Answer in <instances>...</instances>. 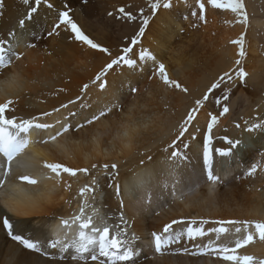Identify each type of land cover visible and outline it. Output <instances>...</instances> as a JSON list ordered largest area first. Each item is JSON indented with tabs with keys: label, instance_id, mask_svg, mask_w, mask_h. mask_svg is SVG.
<instances>
[{
	"label": "bare ground",
	"instance_id": "bare-ground-1",
	"mask_svg": "<svg viewBox=\"0 0 264 264\" xmlns=\"http://www.w3.org/2000/svg\"><path fill=\"white\" fill-rule=\"evenodd\" d=\"M50 2L54 3V9H48L42 4L33 21L20 30L18 21L26 15L28 8L32 5H25L23 0H6V8L0 16V38L8 39V33L16 29L20 44L17 50L24 52L25 56L22 60L16 61L10 70L0 74V103L8 100L18 101L17 111L14 114L24 118L50 111L77 96H83V103L92 105L91 109L83 110L85 115L89 111L98 109L101 104L114 99L124 104V111L119 116H113L98 122L93 127L86 128L76 136L62 137L58 142L45 146H33L29 149V155L33 157L34 163L31 162L28 168L17 169L14 163L13 174L6 180L4 187L0 188V264H75L69 259L72 254L70 252L64 254L62 258L56 256L54 259H48L19 246L4 233L1 218L7 216L13 223L14 230L19 234L31 233L33 238L48 241L49 234L54 230L55 221L52 217L65 216L72 207V212L67 216L78 211L81 201L79 189L86 184L90 185L93 176L97 178L100 185L95 192L96 199L92 201L93 206L99 208L106 218L112 217L108 220L109 224L116 223L120 212L119 198L115 197L114 189L108 186L110 180L104 175L102 169L95 170L90 175L78 173L77 177L62 174V181L57 185L46 179L47 175H43L46 172L50 174L49 170L43 167L44 161L60 162L71 167H90L92 163L119 164V182L127 205L125 215L126 218L135 219L134 225L129 229V235L135 234L139 236V240L129 245L137 253L133 259L130 262H118V264H230L216 256L208 255L201 257L169 253L152 255L146 238L150 239L151 237L147 236L152 231H159L164 223L180 216L264 221V175L259 170L254 177L244 175L247 167L259 159L258 152L264 150V132L244 131L245 120L249 121V124L264 121V77L260 81H255L257 75H251L249 79L252 84L261 85L263 89V93L256 97L255 103L254 95L251 93L254 90L242 83L238 77L235 87L229 91L231 98L234 93L237 97L229 100V113L220 117L213 127V146L227 147L222 139L224 136L233 140L241 139L243 144L234 151L231 158H222L214 154V171L222 179L217 185V192L210 197L208 190L210 182L206 179L202 161V141L210 122V113L219 115V111L206 109V107L214 106V97H211L196 114L194 124L200 129V134L197 142L187 150L188 159L177 169L178 183L167 175V154L160 150L175 138L187 112L196 107L195 101L202 98L212 84L214 73L233 72L237 68L235 63L237 59L232 58V51H226L224 53L227 54V58L218 60L211 76L209 74V77L205 78L196 73L191 75L192 71L191 74L187 73L191 61L184 59V56L182 58L171 54L172 52L166 49L167 42L170 43V39L178 35L181 27L187 22L183 19L185 15H188V20L194 23L195 19L190 13L194 8L198 11L196 0H179L176 10L161 9L156 18L152 19L143 37L142 45L137 46V50L141 46L147 47L158 58L162 57L172 78L180 80L183 77L180 83L187 86L189 92L187 94L181 92L182 100L187 99V101L181 102L182 104L178 107L176 105L177 108L162 101L160 96L165 97L168 90L179 89L164 85L158 78L150 80L149 75L153 67L151 62L145 65L143 73L128 69H124L122 73L110 72L107 91L101 92L96 85L91 84L92 79L103 66L120 53V49L113 48L110 42H107L110 31L103 27L98 26L97 30L92 28L93 31L84 32L95 42L108 47L111 56L90 49L79 42L70 41L69 34L63 30L59 36L40 40L34 49L27 47L22 49V44L35 39L31 33L39 34L46 29L50 30L57 17V10L62 7V0H50ZM70 6L73 9L71 13L73 18L82 27L85 21L82 25L81 22L86 15L90 14L94 7V0H88L86 5L82 4L81 0H70ZM207 7L206 4L205 16L209 12ZM253 23L258 29L250 34L256 39L264 40V19H254ZM84 25L87 28L86 23ZM111 43L114 45L113 42ZM247 66L245 65L246 70L250 74L252 70H248ZM185 75L186 79H184ZM13 77L16 79L13 80ZM156 79L161 82L159 87L153 84ZM128 82L142 91L146 90L150 99L158 102H154L149 109L153 101L149 104L151 100L147 103L143 99L144 104L142 100L140 103L136 97L139 93L132 94L130 87L126 86ZM85 83H88L90 87L86 93H81L80 89ZM224 89L222 91L227 90ZM148 94L146 96H149ZM239 101L243 109L235 113L233 110L236 106L239 108L237 105ZM70 108L79 110V104L72 105ZM203 109L206 110L201 111ZM65 114L66 112L61 110L60 113L49 118V122L62 119ZM237 123L242 125L240 129L235 127ZM121 124L126 127H121ZM125 131L128 133L127 136H124ZM98 132L102 135L99 140H94ZM32 134L33 139H36L38 135H48V133L36 132ZM84 137H87L88 142L79 143L78 141ZM185 139L190 138L186 135ZM128 144L132 146L126 147ZM148 149L151 150L148 154H151L153 159L141 167L139 161L145 157H142L140 152ZM21 170L29 172L38 181V185L19 183L17 177ZM40 170H43L41 174ZM141 172L147 173L146 180L152 200L150 206H137V200L144 194L135 183L137 173ZM68 185H71L70 189ZM131 189H133L132 192ZM185 192L191 194L190 199L179 198ZM174 227L180 230L182 226ZM229 229L230 236L235 241L231 234L235 228L229 226ZM251 230L254 231V229ZM209 239L216 241L215 234L210 233L209 236L195 242L182 241L180 246L184 247L185 244L190 246L192 243L202 246ZM175 246L177 245L171 247ZM227 246H234V242ZM237 254L254 255L258 259H264V242L257 239L253 244L239 249Z\"/></svg>",
	"mask_w": 264,
	"mask_h": 264
},
{
	"label": "snow or ice",
	"instance_id": "snow-or-ice-1",
	"mask_svg": "<svg viewBox=\"0 0 264 264\" xmlns=\"http://www.w3.org/2000/svg\"><path fill=\"white\" fill-rule=\"evenodd\" d=\"M25 5H32L28 8L26 15L19 19L18 27L23 30L28 23L33 21L34 16L38 13L40 6L43 4L48 9H54L55 5L50 0H23ZM81 3L86 5L88 0H81ZM198 11L194 8L190 15L198 22H206L205 8L207 5L214 9H229L241 18L240 22L247 24L248 16L244 0H196ZM173 7L172 0H151L149 4L150 14L145 15L144 10H140L139 20L140 26L138 31L131 37L126 38L125 44L121 46L120 53L114 58H111L103 68L92 79L91 84L96 85L101 92L107 91L109 88L108 75L110 72H121L124 69L133 72L143 73L145 65L151 62L153 66L149 75V79L158 78L164 85L179 89L183 93H188L187 86L181 84L177 79L169 75L167 65L163 58L158 56L147 47H139L142 45L143 37L152 22L156 18L161 9L169 10ZM6 8V0H0V16L3 15ZM73 9L70 6V0H62V7L57 10V17L50 27L42 33H32L34 40L27 41L25 47L36 48L40 40H45L53 36H59L61 30L69 34L70 41L79 42L86 45L88 48L97 50L111 56L110 49L100 43L95 42L87 35L76 22L71 14ZM119 12L125 17L136 20L137 17L131 12H125L124 8H120ZM113 13L109 12L108 16ZM188 15L183 17L188 20ZM180 31H183L181 28ZM233 44L239 45L238 55L240 58L246 57L244 47V36L232 41ZM20 46L17 37L16 29L8 33V39L0 38V74L6 70H10L16 61L24 58V52L17 51ZM237 68L233 72H224L219 78L213 82L202 98L195 101L196 107L191 108L182 123L179 125L178 133L170 143L162 147L160 150L167 154L168 172L167 175L172 177L178 183L177 169L182 162L188 159L187 150L197 142V137L200 134V129L196 127L194 121L199 109L214 97L216 106H222L219 115L210 113V122L207 125V131L204 133L202 141V161L206 173V179L209 183L208 190L210 197L217 192V185L221 182V176L214 171V154L222 158H231L235 150L242 146L241 139H231L227 136L222 137L227 147L213 146V127L217 124L220 117L229 113L230 109L226 103L229 99V91H222L220 95H216L217 90H221L226 82H233L235 77H238L241 82H245L249 73L241 64V59L235 61ZM13 80L16 77L12 78ZM130 92L136 94L140 91L139 87L131 86L128 82ZM90 85L85 83L80 89L81 93H86ZM63 91V89L61 90ZM18 101L8 100L0 103V188L4 187L6 180L13 174L14 168H28L31 165L33 157L29 155V149L35 145H49L56 143L62 137L76 136L81 134L86 128L93 127L102 120L110 119L113 116H119L124 111V104L114 99L107 103L101 104L98 109L89 111L86 115L84 109H91V104L83 103V96H77L75 99H70L67 103L60 104L59 107H54L50 111H43L37 115H31L29 118L15 115L17 111ZM79 104V110L70 108L72 105ZM64 110L66 114L62 119H56L49 122L54 114ZM131 111V110H130ZM11 114V115H9ZM121 127H126L121 124ZM237 129L242 125L235 124ZM190 129H193L190 131ZM256 130L264 132V121L259 123L249 124V121H244V131L254 132ZM48 133L47 136L38 135L36 139L32 138V133ZM102 133H97L94 140H99ZM127 131L124 136H127ZM190 139H185V137ZM79 143H85L87 137H84ZM131 144L126 147H131ZM151 150L140 152L142 157L139 164L143 167L146 163L151 162L153 156L148 154ZM258 160H255L247 167L244 175L254 177L259 170L264 175V150L258 152ZM43 167L48 169L50 174L46 179L53 181L59 185L62 181V174H67L69 177H77V174L90 175L93 171L102 169L106 177L109 178V187L114 189L115 197L119 198L120 212L116 218L115 224H109L108 220L111 216L105 217L99 208L93 206L92 201H95V192L100 185L95 176L92 177L91 184H86L79 189V197L81 198L78 211H74L70 216H53L55 221L54 238L47 241V244L41 239L33 238L31 233L19 234L14 230L13 223L7 216L3 218V228L7 230L9 238L35 254L48 259H54L56 256L63 257L64 254L72 252L71 259L75 264H118V262H130L137 254L130 247L135 240H139V236L129 235V229L134 225L135 219L126 218L125 209L127 207L124 199L122 186L119 182V164L118 163H103L102 165L92 163L90 167H71L60 162L44 161ZM99 174V173H98ZM147 173H137L135 183L144 193L137 200V206H150L152 203L150 189L146 180ZM19 180L26 182L29 185L36 186L38 181L31 174L25 173L19 175ZM69 189L71 185H68ZM175 195V193H173ZM179 198L190 199V193H182ZM90 210V211H89ZM174 226H182L177 230ZM229 226L235 228L236 233L243 231V238H238L234 241V246L229 247L222 243H215L209 239L207 244L192 243L191 248L188 244L184 247H176L172 249V245H180L182 241L195 242L199 239L209 236L214 233L216 240L229 233ZM251 229H254L252 231ZM152 241L155 252L158 254L172 253L181 255L196 256H216L224 262L230 264H264V259H258L254 255H239V249L253 244L257 239L264 242V221L241 220V219H223V218H204V217H186L172 218L167 223H164L162 231L151 232ZM123 249V251H121Z\"/></svg>",
	"mask_w": 264,
	"mask_h": 264
},
{
	"label": "rangeland",
	"instance_id": "rangeland-1",
	"mask_svg": "<svg viewBox=\"0 0 264 264\" xmlns=\"http://www.w3.org/2000/svg\"><path fill=\"white\" fill-rule=\"evenodd\" d=\"M150 1L151 0H94V7L91 9L90 14L86 15L84 17V20L81 22L82 25L85 21L84 24L86 23L87 28L84 27V24V26L82 25L81 28L85 32H91L93 31V29L97 30L98 26L107 29L108 31H110L109 39L111 40L110 41L108 39L107 42H110L109 44L113 48L119 50L121 46L125 44L126 38L129 40L138 31L140 26V10L143 9L145 15L149 14ZM161 2H164V0H161ZM244 3L248 16L247 24L241 23V18L238 17L235 13H232L229 9H214L211 6L207 5L209 12L208 14L206 12V22L197 21L198 23H195L196 20H194L193 23L192 21L187 20V22L181 27L183 31H180L178 35H174L170 39V43L167 42L166 49L169 50L170 53L172 52L171 54L181 56L182 58L184 56V59L189 62L191 61L189 63L190 67L189 70H187V73H190L192 71V74L190 73L191 75H193V73H196L198 76H202L205 78L209 77V74L210 76L213 74L212 72L214 66L219 59L227 58V54H225L224 52L232 51V58L235 57V59H241L242 66L245 67V65H248L247 69L252 70L253 72H251L249 76L246 77L245 82L242 83L254 90L251 93L254 95L253 102L255 103L256 97L263 93V89L261 85L255 86L254 84H252L249 79L251 75H257L255 77V81H260L262 77H264V40L256 39L250 33L255 29H258L256 28V26L253 25V20L264 19V0H244ZM172 4L173 7L169 10H176L179 5V0H172ZM120 8H124L125 12H131L132 15L137 17V19L132 20L125 17L124 14L119 12ZM109 12L113 13L111 17L108 16ZM111 30L114 32H112ZM241 35L244 36V47L246 51L245 58H240L238 55L239 45L232 43L233 40L239 39ZM111 42H113L114 45H112ZM24 47L25 44H22V49ZM17 51L20 50L18 49ZM245 71H247L246 67ZM224 72L226 71L215 72L213 82H215L219 78V76H221ZM184 79H186V75ZM177 80L181 82V80H183V77H181L180 80ZM160 83L161 82L156 79V81L154 80L153 84L159 87L158 85H160ZM226 83L223 86L229 87H222L223 89L225 88L224 90L233 89L235 87V84L237 83V77H235L234 83ZM223 89L217 90L216 95H220ZM138 93L140 94V96L139 94H136L138 95L136 97H138L137 99L140 101V103L141 100L143 104L144 100L145 102L147 101V103L151 100L150 95L146 90H140ZM147 94L149 96H146ZM181 95L182 93L180 90L171 89L167 91L165 97L160 96V99L162 98V101L168 102L169 105H173V107L177 108L178 105L187 101V99L182 100ZM236 95L237 94L234 93L232 98L229 96V99L227 101H223L222 103H226L228 105V103L230 102L229 100H233L235 97H237ZM173 96L175 98H173ZM152 101L153 104H150L152 103ZM154 102L156 103L158 101L151 100V102H149L150 105L148 104L149 109H151V105H154ZM147 103L145 105H147ZM237 105H239V108L237 106L234 107L233 111H235V113L243 109L242 105L240 104V101ZM220 108L221 106L218 107L215 105V103L214 106L211 108L206 107L207 111H220ZM206 109H203L201 111H205Z\"/></svg>",
	"mask_w": 264,
	"mask_h": 264
}]
</instances>
